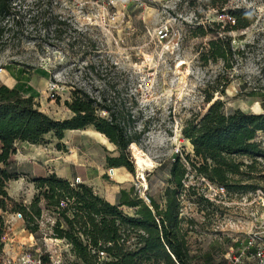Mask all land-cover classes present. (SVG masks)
Returning <instances> with one entry per match:
<instances>
[{"label":"rangeland","instance_id":"obj_1","mask_svg":"<svg viewBox=\"0 0 264 264\" xmlns=\"http://www.w3.org/2000/svg\"><path fill=\"white\" fill-rule=\"evenodd\" d=\"M199 1L116 0L115 6L104 9L96 0H18L17 10L24 23L21 33L9 34L4 46L0 45V84L33 96L40 110L56 120L71 116L64 101L70 99L74 87L81 86L94 95L104 91L116 109L131 108L136 127L144 131L135 148L129 147L133 172L122 167L121 174L116 175L115 170L111 174L113 168L106 166L104 157L117 155V148L92 127L66 130L59 147L52 136H47L49 143L44 145H17L13 158L24 171L33 174L46 167L60 177L92 185L111 201L117 191L131 187L146 202L149 195L160 201L169 162L178 154L185 163V153H192V145L182 137L185 122L206 112L208 98L221 102L224 109L261 113L264 0H227L221 9L204 8ZM239 9L251 11L254 22L244 29L220 32L233 25L227 11ZM54 14L66 22L59 38L50 30L47 36L41 28L43 20ZM212 21L222 22L220 28L209 25L210 29L213 34L225 35L236 52L229 61L233 65L230 70L221 60H199L212 34L194 36L191 30L197 23ZM163 25L168 31L165 40L155 36ZM99 115L104 117L103 112ZM135 151L151 160L143 171L144 179L138 176ZM236 159L252 166H242L243 174L232 176L240 178L238 185L243 188L227 190L215 200L209 199L207 187L186 161L191 170L183 178L180 195L181 227L188 230V247L195 255L210 247L215 255L221 254V247L242 240L258 219L261 209L257 201L264 195V160ZM7 191L15 199L29 202L34 186L21 176L8 182ZM124 211L132 213L130 208ZM0 219L8 236H18L22 256L51 252L63 264L75 261L64 241L33 236L29 240L18 214L0 210ZM52 222V215L44 211L41 229L46 231Z\"/></svg>","mask_w":264,"mask_h":264},{"label":"trees","instance_id":"obj_2","mask_svg":"<svg viewBox=\"0 0 264 264\" xmlns=\"http://www.w3.org/2000/svg\"><path fill=\"white\" fill-rule=\"evenodd\" d=\"M17 1L0 0L1 46L6 36L22 32L24 16L17 10ZM226 2L200 0L199 4L204 8L221 9ZM227 14L233 18V25L223 27L220 32L244 29L255 20L254 14L246 9L228 10ZM31 16L29 14L30 21ZM65 24V20L54 14L43 20L41 28L47 36L50 30L54 38H59ZM209 25L220 28L222 22L197 23L191 30L194 36L212 34L200 51L199 60L202 63L221 60L225 69L230 70L233 65L229 61L236 52L230 40L225 35L213 34ZM132 100L135 103V99ZM210 101L208 98L205 113L185 122L182 137L192 145V153H185V163L178 154L169 162L161 202L150 195L146 202L133 187L120 189L115 201L110 202L84 182H73L54 172L30 174L12 156L19 143L46 144L49 142L46 136L50 135L58 140L59 147L65 130L92 127L117 148V155H105L106 166L125 167L133 172L129 145L137 144L144 131L136 127L131 108L116 109L104 91L94 95L77 86L71 89L70 99L64 101L71 116L56 120L40 110L33 96L0 84V210L18 214L24 229L34 238L48 237L67 243L69 254L75 260L68 264H191L193 255L186 238L188 230L181 227L184 218L180 213L183 178L187 170H191L185 165L186 161L196 176L222 185L226 190H236L243 187L238 185L240 178L232 176L242 175V166L252 167L236 158L264 160V148L259 140L264 132V104L263 111L256 114L238 108L224 109L221 102ZM99 112H103L104 117ZM21 176L34 186L29 202L15 199L7 192L8 182ZM124 208L132 209V213L125 212ZM44 211L53 217L46 231L40 227ZM4 233L0 219V251ZM100 251L105 253L103 258ZM42 258L48 261L47 255Z\"/></svg>","mask_w":264,"mask_h":264},{"label":"built area","instance_id":"obj_3","mask_svg":"<svg viewBox=\"0 0 264 264\" xmlns=\"http://www.w3.org/2000/svg\"><path fill=\"white\" fill-rule=\"evenodd\" d=\"M115 2L116 0H96V3L104 9L115 6ZM167 35L168 31L165 25L156 29L155 36L159 39L165 40ZM259 140L261 146L264 148V132L260 134ZM201 180L210 192L208 193L210 200H215L216 197L227 194L224 186L213 183L204 177H201ZM257 204L261 209L258 219L246 236L239 241V244L224 255L227 264H264V195L258 197ZM68 246L66 243L65 248L67 249ZM99 255L100 258H103L105 253L100 251ZM47 256L48 261H45L41 254H26L16 261L11 257H2L1 264H63L59 256V258H54L51 252L47 253Z\"/></svg>","mask_w":264,"mask_h":264},{"label":"crops","instance_id":"obj_4","mask_svg":"<svg viewBox=\"0 0 264 264\" xmlns=\"http://www.w3.org/2000/svg\"><path fill=\"white\" fill-rule=\"evenodd\" d=\"M66 131V130H65ZM96 133H98L100 136H102V137H104L105 139H106V141H107V143H110L109 141H108V139L103 135V134H100L99 132H97V131H95ZM64 135H65V132H64ZM48 136H50V135H48ZM46 138H47V136H46ZM64 138V137H63ZM49 140V139H48ZM49 143V142H48ZM19 144H29V143H19ZM18 144V145H19ZM47 144V143H46ZM29 145H35V144H29ZM38 145H44V144H38ZM18 148V147H17ZM17 150V149H16ZM14 155V154H13ZM12 158H13V156H12ZM14 159V158H13ZM15 161H16V159H14ZM17 162V164H19L18 163V161H16ZM20 165V164H19ZM21 167H22V165H20ZM121 168L122 167H116V168H113L112 170H115V174L117 175V174H121ZM22 169H23V167H22ZM24 170V169H23ZM48 172H51V171H49V170H47L46 169V167L44 168L43 167V169L41 170V171H39V172H36V173H33V174H35V175H44V174H47ZM114 173V172H113ZM112 173V174H113ZM31 174V173H30ZM65 178V177H64ZM78 182H84V181H79L78 180ZM84 183H86V182H84ZM86 184H88V183H86ZM88 185H90V184H88ZM90 186H92V185H90ZM8 192V191H7ZM96 192V191H95ZM118 192V191H117ZM116 192V193H117ZM97 193V192H96ZM98 194V193H97ZM99 196H101V197H103V198H105L104 196H102V195H100V194H98ZM115 197H116V194H115V196H114V198H113V200L111 201V200H108L107 198H105L106 200H108V201H110V202H114L115 201ZM27 238L29 239V238H31V239H33V237H32V235L30 234H28V236H27ZM19 238H18V236L16 235V234H14L13 236H8L6 233H5V235H4V237H3V249H2V253H1V256H0V258H2V257H11V258H13V256H17V257H21L22 256V253H21V246L19 245ZM30 240V239H29ZM54 241H56V242H63V240H60V239H53ZM241 241V240H240ZM62 244V243H61ZM239 244V241H232L231 243H228V244H225L224 246L225 247H221V254H217V255H215L214 253H213V250L211 249V247L208 249V250H206V251H203L201 254H199V255H195L196 253H195V251H193V250H190V253L193 255V259H192V263L191 264H217V262H219V264H227V260L225 259V254L226 253H228L229 251H231L233 248H235L237 245ZM65 246V245H64ZM69 247V246H68ZM67 247V250L69 249ZM34 250H36V249H34ZM220 257H221V260H220ZM218 258V259H217ZM207 260H208V262L209 263H207ZM218 260V261H217Z\"/></svg>","mask_w":264,"mask_h":264},{"label":"bare ground","instance_id":"obj_5","mask_svg":"<svg viewBox=\"0 0 264 264\" xmlns=\"http://www.w3.org/2000/svg\"><path fill=\"white\" fill-rule=\"evenodd\" d=\"M129 147L135 148V143H131L129 145ZM134 161H135V165L137 167L139 178L144 179L143 171L147 166L151 165V160L149 161V159L144 156V153L142 154L141 152L138 153L135 151V160Z\"/></svg>","mask_w":264,"mask_h":264}]
</instances>
